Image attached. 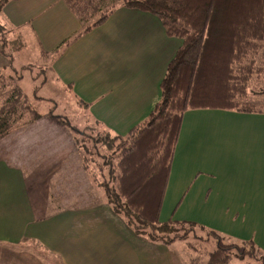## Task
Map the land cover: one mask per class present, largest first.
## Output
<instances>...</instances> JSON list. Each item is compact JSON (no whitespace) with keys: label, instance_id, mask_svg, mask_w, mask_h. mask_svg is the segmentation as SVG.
Here are the masks:
<instances>
[{"label":"crops","instance_id":"crops-1","mask_svg":"<svg viewBox=\"0 0 264 264\" xmlns=\"http://www.w3.org/2000/svg\"><path fill=\"white\" fill-rule=\"evenodd\" d=\"M0 27L35 44L58 87L111 136L149 118L182 45L159 18L125 8L76 38L83 26L63 0L9 1ZM78 140L42 119L0 141V249L13 252L0 264H173V244L141 239L98 193L104 173ZM171 192L203 229L264 253V113L186 112L161 213Z\"/></svg>","mask_w":264,"mask_h":264},{"label":"trees","instance_id":"trees-1","mask_svg":"<svg viewBox=\"0 0 264 264\" xmlns=\"http://www.w3.org/2000/svg\"><path fill=\"white\" fill-rule=\"evenodd\" d=\"M9 1L20 0H0V8ZM63 1L83 26L76 38L125 8L159 18L166 35L182 41L160 84L161 100L149 118L124 137L107 134L96 141L98 145L106 140L104 146L112 151L100 167L101 172L104 165L109 168L111 181L98 187L116 214L137 236L152 243L171 245L174 239L168 237L176 227L212 234L220 244L209 264H228L250 255L264 263V253L253 242L233 241L229 246L222 244L229 239L196 223L160 221L185 113H264V105L250 100L251 92L264 82V0H121L119 8L115 0ZM22 80L0 70V141L42 119L73 130L60 116L41 115L34 105L42 100L39 88L29 95L21 87Z\"/></svg>","mask_w":264,"mask_h":264},{"label":"rangeland","instance_id":"rangeland-1","mask_svg":"<svg viewBox=\"0 0 264 264\" xmlns=\"http://www.w3.org/2000/svg\"><path fill=\"white\" fill-rule=\"evenodd\" d=\"M115 8L120 7L121 0H115ZM24 40L15 36V34L7 32V30L0 27V63L4 61L8 69L0 68V70L11 74L14 77L23 80L21 82L22 89L29 95L32 94L34 88H39L38 96L42 98L41 101L34 102L36 109L39 113L45 114V112H51L53 115L60 116L66 122L73 127L71 130L73 133L77 134L79 145L84 146V150L92 156H97L96 165L97 171L99 172L102 164L105 163L103 159L104 156L108 154L111 155L112 151L108 152L107 148L104 146L103 141L97 143L102 135L109 134L99 127V125H94L88 119L87 109L84 103H76L68 93V90H61L55 83L53 77L49 74L48 61L40 58V55L31 41ZM17 67H15V66ZM22 65V66H21ZM20 66V67H19ZM262 83V84H261ZM257 87L255 92H251L250 100L259 106L264 105V100L262 101L261 96L264 94H259L258 92L264 90V82H261ZM36 123V122H35ZM32 125V124H31ZM30 126V125H29ZM28 127V126H27ZM87 129V132L85 131ZM86 132V133H85ZM84 134V137H83ZM110 135V134H109ZM110 137H113L110 135ZM104 142V143H103ZM111 150V149H110ZM114 152V151H113ZM115 162V159L113 160ZM104 175L99 178L102 183H109L111 178H109L108 171L109 168L104 165ZM101 172V171H100ZM96 188L97 185H94ZM93 186V187H94ZM100 192L104 193L102 188L98 187ZM171 192L170 198L166 200L164 204V209L161 213V222H189V218L192 220L190 222L195 223L194 213L190 207H188L187 213L185 208L189 206V199L185 201L182 199V195ZM187 203V204H186ZM160 238H163L159 234ZM165 239H174L171 246V253L173 258V264H209L211 254L218 249L219 240H217L212 234L202 231L200 229H186L181 227L173 228L171 236L168 238L167 235L164 236ZM222 244L234 245L235 243L230 240H222ZM5 252L4 248L0 249L1 252ZM5 253L13 254V252L6 251ZM260 254V258H261ZM228 264H264L263 261L259 260V256L254 258L253 256H246L243 259H232Z\"/></svg>","mask_w":264,"mask_h":264}]
</instances>
